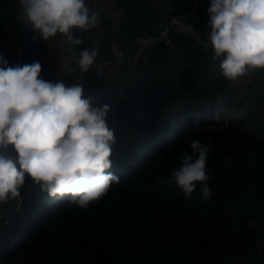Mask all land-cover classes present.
I'll return each instance as SVG.
<instances>
[{
  "label": "trees",
  "instance_id": "1",
  "mask_svg": "<svg viewBox=\"0 0 264 264\" xmlns=\"http://www.w3.org/2000/svg\"><path fill=\"white\" fill-rule=\"evenodd\" d=\"M209 2L110 0L120 17L103 10L96 27L74 29L83 41L74 51L95 48L94 62H102L116 40L127 58L139 38L159 35L168 16L182 17L205 40ZM0 31L23 58L39 61L48 81L43 62L52 38L43 41L15 14L0 19ZM167 36L170 45L156 41L138 68L106 67L98 76L70 62L73 71L55 80L80 84L93 104L111 106L109 171L120 181L82 209L49 197L26 175L20 196L0 204V264H264V69L249 78L260 90L241 98L237 81L248 76L229 81L211 46L171 30ZM192 140L212 144L207 201L199 184L186 198L157 183L191 153Z\"/></svg>",
  "mask_w": 264,
  "mask_h": 264
},
{
  "label": "clouds",
  "instance_id": "2",
  "mask_svg": "<svg viewBox=\"0 0 264 264\" xmlns=\"http://www.w3.org/2000/svg\"><path fill=\"white\" fill-rule=\"evenodd\" d=\"M23 19L46 42L66 38L70 57L82 72L93 65L98 50L83 48L74 29L86 32L99 14L86 0H19ZM213 59L223 77L236 81L264 69V0H210L207 7ZM0 204L20 196L27 175L49 197H67L87 209L106 195L120 177L109 171L116 143L109 127L108 103L95 105L80 84L46 81L39 61L9 67L0 55ZM68 71H73L68 68ZM191 153L158 185L178 188L186 198L200 186V199L212 196L207 160L212 144L190 143ZM6 153V154H5Z\"/></svg>",
  "mask_w": 264,
  "mask_h": 264
},
{
  "label": "built area",
  "instance_id": "3",
  "mask_svg": "<svg viewBox=\"0 0 264 264\" xmlns=\"http://www.w3.org/2000/svg\"><path fill=\"white\" fill-rule=\"evenodd\" d=\"M86 4L96 10L98 13L102 12V8L112 7L114 10L113 18L116 19L120 17L121 12L119 8L111 6L110 0H86ZM166 12L172 10L171 6H168ZM11 14H15L11 11L6 13H0V19L5 20ZM177 32L183 36L191 37L195 42L202 45L205 48L211 46L209 41V34H205V40H202L201 36L196 32L194 26L188 22H186L182 17L178 16H168L165 25L159 32L158 36H146L138 39L137 46L133 52L129 54V57L126 58L124 53L118 46L116 40L109 41L110 48V59L102 62H94L91 68L96 70L98 76H101L105 71L106 67H114L117 65H124L126 67L138 68L139 62L144 59V52L150 48L156 41L162 40L166 45H170L168 39L169 31ZM0 44L11 45L13 46L12 41L9 38L1 39ZM56 47L48 51V56L44 60V74L48 81H55L58 78H62L68 72V67L70 62H75L77 58L70 57V55L66 54V38L61 35H57V41H55ZM36 59L33 56L29 58H23L21 55L17 57L14 62H8L9 67H15L17 65L23 66L25 64H31ZM3 65H0L2 67ZM217 116V115H216Z\"/></svg>",
  "mask_w": 264,
  "mask_h": 264
},
{
  "label": "crops",
  "instance_id": "4",
  "mask_svg": "<svg viewBox=\"0 0 264 264\" xmlns=\"http://www.w3.org/2000/svg\"><path fill=\"white\" fill-rule=\"evenodd\" d=\"M107 14H109L112 18L114 16V10L112 7H107L102 8ZM8 11H11L15 13V15L18 17V20L22 21L23 19V10L20 6L19 0H0V13H6ZM2 31H0V38L1 39H6V36H3ZM55 41H57V37L52 38V44H53V49L56 47ZM0 55H3V57L8 61V62H14L19 55L22 56L21 50L19 49L18 46H16L13 43V46L11 45H5V44H0ZM249 76V75H248ZM249 78V77H247ZM246 78V79H247ZM253 79V78H252ZM245 80H240L238 83H242ZM249 81V79H248ZM248 85L250 84L247 83ZM226 117V115H224Z\"/></svg>",
  "mask_w": 264,
  "mask_h": 264
},
{
  "label": "rangeland",
  "instance_id": "5",
  "mask_svg": "<svg viewBox=\"0 0 264 264\" xmlns=\"http://www.w3.org/2000/svg\"><path fill=\"white\" fill-rule=\"evenodd\" d=\"M248 77L251 78L252 74H250ZM249 78L245 79L244 82L237 84L241 98H250L260 90V86H257L256 84L254 85L247 84L249 82L248 81ZM237 82H240V81H237ZM220 116H221L220 114H217V116L215 117L220 118Z\"/></svg>",
  "mask_w": 264,
  "mask_h": 264
},
{
  "label": "water",
  "instance_id": "6",
  "mask_svg": "<svg viewBox=\"0 0 264 264\" xmlns=\"http://www.w3.org/2000/svg\"><path fill=\"white\" fill-rule=\"evenodd\" d=\"M14 1V0H13Z\"/></svg>",
  "mask_w": 264,
  "mask_h": 264
}]
</instances>
